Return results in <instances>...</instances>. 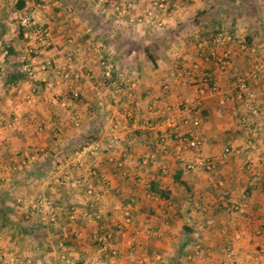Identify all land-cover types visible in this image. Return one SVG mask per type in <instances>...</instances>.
Here are the masks:
<instances>
[{
  "label": "crops",
  "instance_id": "obj_1",
  "mask_svg": "<svg viewBox=\"0 0 264 264\" xmlns=\"http://www.w3.org/2000/svg\"><path fill=\"white\" fill-rule=\"evenodd\" d=\"M127 1L119 14L115 7ZM150 2L0 0L2 81L23 56L33 68L14 84L1 81L0 264H264L255 253L264 244V0ZM23 13L49 31L34 54L21 51L16 35ZM222 54L225 70L215 59ZM44 58L52 68L71 62L69 75L41 68ZM191 132L201 139L194 149L180 140ZM252 134L262 142L248 151ZM89 139L102 150L65 162ZM224 146L230 152L217 162ZM36 193L51 200L54 221L23 214L17 199ZM239 201L244 208L234 210ZM105 232L111 238L99 254L96 237ZM226 246L234 262H226Z\"/></svg>",
  "mask_w": 264,
  "mask_h": 264
},
{
  "label": "built area",
  "instance_id": "obj_2",
  "mask_svg": "<svg viewBox=\"0 0 264 264\" xmlns=\"http://www.w3.org/2000/svg\"><path fill=\"white\" fill-rule=\"evenodd\" d=\"M167 2V0H151L150 2V6H154V7H163L164 3ZM131 1H127L125 2L124 5L122 6H116L115 9L118 11L119 14H123L126 12V10L128 8H130L131 6ZM148 7L147 9L143 10L144 14L146 17L150 18L153 15V10L151 7ZM156 24H159V22H157ZM18 25L23 29V36L26 38V46H27V50L28 51H37L40 48H43L45 46L48 45L49 41H48V35H49V31L48 28L40 23H37L31 16H29L26 13H23L18 20ZM224 39V36L222 34H219L217 36V40L221 41ZM226 54H222L220 56H217L216 59V63L218 64L219 68H223L226 66L227 64V58H226ZM97 59L99 61V63L104 64V59L102 54L98 53L97 55ZM72 63L69 62L67 63V67L66 68H52V63L51 60L49 58H44L42 60V64H41V68H52V70H54V72L58 75H61L62 77H67L69 75V69H71ZM19 69L22 72H25V74L27 75H33V68L31 65L27 64V63H22L19 66ZM76 75V74H75ZM239 88L241 90H244L246 88V85L244 83V81L241 79L239 84H238ZM210 90H214L216 88V86L214 85V82H212L210 85ZM78 94L77 90H72L71 91V95L72 96H76ZM250 94V93H249ZM249 97H247V100ZM252 100V98H251ZM188 112L190 113H196V108L194 107H190L188 109ZM169 122H171V119H168ZM199 122V118L198 116L195 114L193 116H191L190 118V123L195 126L197 125ZM180 140L182 143H184L185 146L189 147V148H197L200 143H201V139L200 136L196 133H188V134H183L180 137ZM103 148V143L101 142V140L99 139H89V140H85L84 142H82L77 148H75L74 150H72L68 155L65 156L64 160L67 163L70 164H81L82 160L84 159L85 156L88 155H95L97 154L99 151H101ZM230 152V148L228 146H224L220 152V154L217 157V162H223V160L225 159L226 155ZM203 165L206 169H210V167H212L213 162L212 160H207L205 162H203ZM187 167H191L192 163L191 162H187L186 164ZM89 172L92 174H96L95 169L94 168H90ZM101 179L103 180V182L105 183V178L102 175ZM92 187L89 185L86 187L85 191L86 192H91ZM19 203H24V207H23V214L26 216L29 212H33L37 217H39L42 220H47V221H54L55 217H56V211L51 203V200L49 198H47L45 195L41 194V193H36L33 197L22 201L21 198L17 199ZM244 204V203H242ZM120 211L122 213L123 216V220L124 222H128L130 220V208H131V204L129 201H125L124 203H122V205L119 206ZM75 208L74 206H70L69 207V213L73 214ZM100 211V209H96V214H98V212ZM83 214H87L86 212H84ZM121 224V222H120ZM119 224V225H120ZM111 238V234L109 232H105L102 233L100 235H98L96 237V243H95V251L99 254H104V251L106 250L107 245L109 244ZM115 250L110 248L109 249V253L110 254H115ZM258 254L259 256L264 257V246H260L258 248Z\"/></svg>",
  "mask_w": 264,
  "mask_h": 264
},
{
  "label": "rangeland",
  "instance_id": "obj_3",
  "mask_svg": "<svg viewBox=\"0 0 264 264\" xmlns=\"http://www.w3.org/2000/svg\"><path fill=\"white\" fill-rule=\"evenodd\" d=\"M130 24V23H129ZM226 58H227V64H226V66L225 67H223V68H219V66H218V64H217V66H218V68L220 69V70H225L227 67H228V65H229V60H228V57L226 56ZM259 62H257V61H255L254 62V64H256V67H258L259 66V64H258ZM260 67H262V68H264V60L263 61H260ZM5 65H1L0 64V93H1V90H2V85H1V81H2V77H3V72H4V70H5ZM255 67V68H256ZM240 82V81H239ZM214 85L216 86V84L214 83ZM209 87V86H208ZM210 89V88H209ZM217 90V86H216V88L214 89V90H211V91H216ZM250 92H246V96H245V98H243V102L244 103H246L247 105H249L250 104V101H252L251 100V98H252V95H251V93L249 94ZM1 95V94H0ZM247 97H249L248 99L249 100H247ZM1 107H3V108H1ZM6 105H0V116H3L4 114H7V110H6ZM250 110H251V112L253 113V114H256V113H258V110H257V108L255 107V106H251L250 107ZM1 119V118H0ZM257 129L255 128V129H253L252 130V133H253V131L255 132ZM250 134H251V131L249 132ZM254 134V133H253ZM252 134V136H249L248 138H247V144H248V146H249V149H248V151H252V150H254V149H257V144L259 145L262 141L261 140H259L260 138L258 137L257 138V136L256 135H253ZM240 151V150H239ZM247 153V152H246ZM250 153V152H249ZM248 159V158H247ZM251 158L249 157V160H250ZM251 161V160H250ZM247 167V166H246ZM250 167H252V162H250V164H248V168H250ZM244 206H245V203L244 204H242V202L241 201H239V202H236L235 204H234V206H233V209L234 210H241V208L243 209L244 208ZM240 233V232H239ZM240 236V235H239ZM239 236H237V237H239ZM260 246H264V244H261V245H257L256 246V248H255V253H256V255H259L258 254V248L260 247ZM225 258L227 259L226 260V262L228 261V262H234L235 261V259H234V257H233V253H232V251H231V249H230V247L229 246H226L225 247ZM260 258H262V259H264V257H262V256H260ZM227 262V263H228Z\"/></svg>",
  "mask_w": 264,
  "mask_h": 264
},
{
  "label": "trees",
  "instance_id": "obj_4",
  "mask_svg": "<svg viewBox=\"0 0 264 264\" xmlns=\"http://www.w3.org/2000/svg\"><path fill=\"white\" fill-rule=\"evenodd\" d=\"M17 37L18 38H21L23 39V41L25 42V46L21 47V51L26 54V55H29V54H34L35 51H28L27 50V46H26V38L23 36V29L18 25V30H17ZM149 48H150V45L146 44L144 45V49H145V52L147 53L148 57L150 59H152V55L150 54V51H149ZM27 56H23L21 60H16L14 62H12L11 64V67L10 69H8L6 72H5V76L3 78V81L2 83L3 84H14L16 83L20 78L23 77V75H26L25 72H22L20 69H19V66L22 64V63H26L27 61ZM208 84H211V80L208 79ZM244 94H241L240 96L243 97ZM245 96V95H244ZM243 99V98H242ZM262 187V186H261ZM260 187V188H261ZM149 189L152 191V192H155V193H158L159 195L161 196H166L167 194L165 193L164 190H161L157 187L156 183L155 182H150L149 184ZM262 189V188H261ZM225 201V200H224ZM226 203V202H225ZM226 206V204H225ZM1 214V213H0Z\"/></svg>",
  "mask_w": 264,
  "mask_h": 264
}]
</instances>
